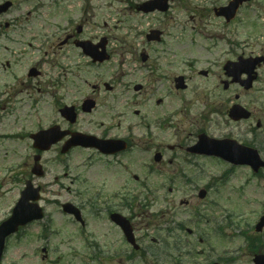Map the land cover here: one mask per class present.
Returning a JSON list of instances; mask_svg holds the SVG:
<instances>
[{
  "label": "rangeland",
  "instance_id": "1",
  "mask_svg": "<svg viewBox=\"0 0 264 264\" xmlns=\"http://www.w3.org/2000/svg\"><path fill=\"white\" fill-rule=\"evenodd\" d=\"M2 1L0 0V3ZM15 1L17 5L21 4V8L6 15L3 21H11L16 19L18 15L32 12V7L38 4L37 0H30V3H25L28 0ZM144 1L146 0H64L61 3V0H56L58 2L57 6H51L49 0H41V3L46 4L47 9L44 8L39 16L35 18L32 14L28 19V25L33 26L35 34L22 35L20 31L14 32V28L3 31L4 34L18 38L19 42L17 44L9 41L8 44L0 42V221L10 215L19 199L20 191L24 187V183L17 182L15 178L20 174L18 172L19 167L23 162H28L31 168L34 165L33 151L30 147L31 141L25 138V130L32 132L37 130L38 127H46L51 123L62 122V117L58 112L59 107L52 104V101L64 102L66 105L77 104L80 107L85 99L96 98L100 103L99 109L92 114L83 113L78 123V129L85 133L97 132L99 129L97 126L98 121L104 119V121L110 123L111 116L117 113H124L127 115V120L135 122L139 119L134 114L136 110H143L142 113L144 112L145 115L152 112L153 117L158 118L162 114L180 109L182 113L175 118V128H168L166 133H164L168 137L167 143L175 145L178 144L177 142L185 141L187 131L193 121L192 115L196 117L195 114H200L206 103H217V96L193 95L192 92H186V95L177 94L172 78L178 75H185L195 79L190 72L189 64L193 61L197 62L198 60L206 59L207 55L203 53L204 49L202 46L212 45L217 41L208 39L210 36L219 33V27L221 29L224 28L223 23L216 20L213 15H194L193 17L181 15L175 7L167 16L159 14L142 15V13L137 11L136 6ZM258 1L261 6L254 2L252 9L243 13L241 21L238 22L240 25L229 27V30L233 31H236L235 28H237L238 32H225L226 35L229 34V37H226L227 40L235 39V41L242 44L241 42L245 43V41H248L247 38L252 33L264 36V0ZM53 2L54 0H52ZM192 3L196 5L183 2V4H177L176 7L179 8L184 5L189 10H195V7H206V4L197 6L200 4L199 0H192ZM200 21L204 23H199ZM194 24L199 26L198 29L195 32H187ZM77 26H83L84 39H91L98 43L102 38L106 37L109 40V52H114L113 60L107 65L92 66L88 61H84L86 59H80V52L76 50L75 46L72 45L61 49L60 43L67 34L75 33ZM68 28L71 29L65 32L64 29ZM151 28H160L165 30V32H170V35L165 38V44L148 45L145 34L149 33ZM187 35L190 36V42L181 41V38H188ZM193 39L197 41L196 45L192 44ZM260 41L264 44L263 38ZM225 49H229L228 44L221 42L214 52H221ZM243 50L246 55H249L252 52L258 53L261 49L247 46ZM143 51H147L150 54L152 61H156L158 56H163V58L158 60L160 65H155L152 61L142 65L139 62L134 63L133 58H129V64L133 69L128 64L125 65L127 68L123 66V68L134 74L129 80L138 81L139 79L140 83L147 84V91L144 92L142 98L135 94L133 90L109 93L104 85L105 83H112L115 74L121 72L120 62H122L123 54L125 53V56L128 57H131L130 55L135 57ZM167 60H177V67H175L173 73H170L168 79L166 75L168 71ZM32 68L42 71V74L38 76L39 78L32 79L29 77L28 74ZM261 72V80L252 89V95L246 98L247 95L242 93L240 99L246 103L257 100L258 104L254 105L256 107L264 106V68ZM57 76L61 79L59 80L60 86L66 88V91H61V89L59 90L57 87L52 86L55 83L52 81ZM160 78L163 80L157 83V94L150 101H144L151 87L155 85L154 81ZM194 79L191 81H194ZM119 82L120 80L118 79L116 84ZM113 84L115 83L113 82ZM38 88H45L41 90L46 91L48 96L43 98L41 95L44 93L39 91L37 93ZM168 90H172L174 95L167 99L166 93ZM54 91L55 97H52L51 94ZM225 95L228 101H235V90ZM185 96H187V101L183 100ZM159 99H162L163 103L156 105ZM128 116L131 118H128ZM124 120L125 118L115 120L116 126L121 124V126H118L121 133L126 132V126L129 123V121L125 120L126 122H124ZM13 135L17 136V138H7ZM19 137H22L23 140H20ZM144 144L145 142L143 141L137 143V148L126 158L132 172L138 176L143 174L141 176L143 178L148 174L146 169L143 170V164L156 166L153 161V155L145 153L142 149L143 147H148ZM180 152L181 149L178 152V157H183L186 161L189 155H182ZM86 156L87 153H82L71 155L67 159L64 157L56 160V155H50L49 153L44 155L43 164L47 160H56V164H50L49 166L46 164L48 170L46 177L41 180L44 183L43 185H46L47 182L51 184L58 178L57 184H54L43 194L45 200L47 198L52 201L60 200L62 203L74 201L77 205H83L95 196L96 191H102L104 198H106L111 196V190L122 191L124 186L127 185V190L130 191L131 198H133L135 194H138V190L142 188L132 180L131 176L124 172L121 175L113 176L120 171L118 169L115 172L110 170L118 167L107 166L102 161L96 160V165L90 168L89 172L84 167L81 170H77V163L82 162ZM172 156L167 155L166 160ZM193 160L197 167L194 165L189 166L199 168L201 172V169H204L202 173H205L204 176L196 179L199 180L197 188H203L206 185L209 180L208 174L219 176L224 170L221 164L199 158ZM185 161L184 163L186 164ZM175 163V168L178 167V164L184 166L181 160H175ZM158 167L159 165L156 166V168ZM164 168L168 169L170 167L166 164ZM175 168H172V171ZM78 174L87 176V179L76 182L75 176ZM247 175H249L248 169H239L237 174L231 177L224 187H221L220 199L222 200L223 208L226 209L225 207H227V211L234 209L237 212L238 209H250L258 211L259 214L263 210L261 203L264 200V182L255 180L250 185V188L254 190V196L257 197V208L256 204L254 206L248 204L242 194L239 195L233 192L234 189L239 191L240 181L242 178L248 177ZM149 178L150 187L153 190L159 188L160 185H153L157 177L151 176ZM194 186L192 185L191 187L193 188ZM78 190L82 194L78 193ZM191 194H195L196 200H191L190 207L181 206L180 202L182 200H190ZM164 197L166 199H175V213L184 221L191 216H195L194 211L191 212L192 206L196 205L195 208H198L202 205L198 197V191L191 188L181 189L175 195L172 193L169 195L167 191L162 189L152 193V195H144L142 200L148 199L147 204L149 206L145 208L137 207L134 210L137 216L134 223L135 228L149 231L150 241L156 239L160 242L161 239L168 236L166 231L161 233L154 232V227L159 226L157 224H159L160 220L166 219L163 215L168 213L169 206ZM136 202L141 201L138 199ZM42 205H45L47 214L52 217L53 223L58 224V226L64 223V227L60 229L58 237L52 238L50 241L51 244H58L61 247L63 261L60 264H86L85 259L89 257L91 252L85 249V240L79 238L77 227L73 225L69 218L64 217L65 214L62 212L60 205H52L46 202L42 203ZM198 210L202 211L201 208ZM94 212L93 208L89 207L87 209L91 227L93 228V224L96 223L98 232L104 238H101L102 240L100 241L103 244L111 242L113 238L118 241L120 239L119 231L109 223L107 218L96 220L93 217ZM214 212L219 213V211ZM168 221L170 220L168 219ZM162 225L164 226V223ZM199 226L205 229L203 222ZM142 233L140 231L139 235H142ZM181 235L186 236L185 234ZM41 245V241L37 239L36 231L17 242H13L6 264H9L11 260H19V264H52L51 262L44 263L41 260V254L36 252V249ZM155 245L160 246V243ZM194 245L200 246L197 242ZM223 247L234 249L237 247V242L233 244L227 242L222 247L219 245L218 249L220 250ZM120 248L118 247V249ZM73 251H76L78 255H75ZM198 251H201V248H198ZM172 253L173 250L171 249L168 255H172ZM74 255L76 257H73ZM166 256L167 254L162 255L157 264H174L171 262V256L169 258ZM57 258L58 255L53 256V259ZM185 260L193 263L191 257H186ZM195 260L202 261L203 257H197ZM147 262L142 263H153L152 255H149V258L147 255ZM111 264L124 263L114 262Z\"/></svg>",
  "mask_w": 264,
  "mask_h": 264
},
{
  "label": "flooded vegetation",
  "instance_id": "2",
  "mask_svg": "<svg viewBox=\"0 0 264 264\" xmlns=\"http://www.w3.org/2000/svg\"><path fill=\"white\" fill-rule=\"evenodd\" d=\"M172 6L176 8L179 14L185 15V14H197V15H213L216 20H219L223 23L224 28L221 29L219 27V33L213 35L212 37H215L218 41L214 42V47L219 46L221 42H228L225 37V32L229 30V27L232 26L233 22L228 23L225 18L218 17L216 13V7L209 6L210 9H208V5H216L219 4V7L227 6L229 1L226 2V0H199L201 4H206V7H195V10H189L187 6H181L176 7L177 4H183L184 3H190L192 0H172ZM170 8V11H173V8ZM178 8V9H177ZM159 14V13H156ZM167 16V15H164ZM228 28V29H227ZM216 29V28H215ZM162 33V40L159 43H163L165 41L164 38L169 36L168 32H165V30L160 29ZM233 32V30H229ZM83 32L81 33H74L71 35H67L68 39L63 42L64 45H59L60 48H65L69 46H75V42L78 40H83ZM85 40H89L85 38ZM214 41V39H213ZM189 42V41H188ZM257 44V43H256ZM80 52L81 50L78 49ZM227 50H222L221 52H215L217 54V58L214 61H208L207 63V69L205 70H199L196 72V80H198V83H191V87L195 88L196 93H200L201 95L206 94L208 96H217V103H206L204 105V108L202 109V112L194 117L192 115V123H191V130L187 131V134L189 135V139L191 137L196 136L197 138L201 135H205L208 139H216V140H222V139H232L238 141L240 144H244L246 146H254L256 147L261 155H264V125L261 123L262 120H264V110H253L250 106H248V110L251 111V116L249 120L246 121H235L231 119L230 117V111L233 107V105H230L226 102V95L228 92L232 91V88L234 86H240L238 84H231L229 87H227V81L228 76L227 72L225 70V65L228 62H236L238 60L235 55H231L230 58H227ZM208 53L211 55L212 49L208 50ZM263 56L264 49L260 52ZM259 54H256L255 57H257ZM131 57L125 56L123 54L122 56V62L121 65H129V58H133L134 63L140 62L142 65H145V63L142 61L141 55H137L134 57V55H130ZM139 56V57H138ZM253 56V55H252ZM163 58V56H161ZM114 56L112 55V60ZM151 58H149L150 60ZM111 60V61H112ZM148 60V61H149ZM127 67V66H125ZM260 67V68H259ZM263 66L258 65V68L261 70ZM169 70L173 69V65L168 66ZM219 68L221 71H213V69ZM117 76V77H116ZM175 78V77H174ZM120 80L118 84L117 80ZM130 79V78H129ZM127 79V75H125V72H119L117 75L114 76L113 82L116 84H111L109 86L111 90L109 92L115 93L119 89L124 90V92H128V90H133L135 94H138L142 98V94L147 91V85L140 83L138 80L137 82L135 80H129ZM163 79H157L156 82L162 81ZM176 80V78H175ZM190 80H193V78H190ZM190 80H187V83H189L190 86ZM186 81V79H185ZM231 82V80L229 79ZM174 82V79H173ZM61 91H66V88H60ZM59 89V90H60ZM242 89V87H241ZM236 98L238 100L241 99V95H237ZM235 98V99H236ZM260 113V116H259ZM135 115L142 116L141 121L139 124L135 125L134 127H131L128 125L126 128V133L130 134L131 132L135 133H141L143 132V135L146 136L148 141L146 144H151L152 146H148L144 148L145 153H152V150H155V152L160 153L161 155H166L168 152L172 155L179 152L180 149L185 151V146L183 145V142H177L178 144H169L166 141L168 140V137L164 134L166 133L168 127L164 128L163 125H159V121L156 117H153V113L149 112L148 115H145V113H142L141 110L135 111ZM253 122H255V127L253 126ZM243 123H250L249 126H247L245 129L243 128ZM66 125L69 126L67 122H63L60 124L61 128L66 127ZM71 130V129H70ZM76 131V130H75ZM157 137V138H156ZM188 138V136L186 137ZM126 141H130L129 139H125ZM102 156V155H101ZM105 157V156H103ZM115 157V156H113ZM112 157V158H113ZM123 173V172H122ZM208 196L206 198L207 202L211 201V188L210 185L207 186ZM121 208H123L121 206ZM115 209L112 210V212ZM209 210L212 212L211 207H209ZM120 211V208H118V212ZM171 220H175V216L170 217ZM261 217H259V221L257 222H251V221H237V223H234L232 221H229V225H227L226 221H220L219 217H214L212 220L211 216H207L204 219L203 224L205 225V229L203 228L204 235L203 237H199L197 239L198 243L200 245H204V252L209 257L210 260L206 262L207 264H226L227 261V254L226 247L218 249V246L221 247L226 244L228 239L232 238V236H228L227 232L229 231L237 233V239L240 242V245L235 248L234 254L235 256L239 257L240 261H245L244 264H254V258L260 254L264 255V229L261 234L257 233L256 228L258 223L260 222ZM177 230L182 231L183 226H181L178 223H174ZM187 233L189 235V238L186 241V244L188 247H194V244L196 243V240H194L197 236V234L194 232L193 229L190 230V228L187 230ZM212 236L215 237L214 245L211 247L208 246L211 244ZM171 238L172 241V248L181 251L182 250V244H180L181 239L178 238L176 233H174V229L171 228ZM217 247V248H216ZM214 250V253L212 254L211 250ZM203 253V252H202ZM190 254V253H188ZM213 255V258L211 259V256ZM173 261L176 264H185V260L181 257L173 258ZM234 261V260H233ZM232 261V262H233ZM189 264V263H186ZM258 264H264V259L260 261Z\"/></svg>",
  "mask_w": 264,
  "mask_h": 264
},
{
  "label": "water",
  "instance_id": "3",
  "mask_svg": "<svg viewBox=\"0 0 264 264\" xmlns=\"http://www.w3.org/2000/svg\"><path fill=\"white\" fill-rule=\"evenodd\" d=\"M168 0H156L153 3L148 4V6H151L150 8H146V11H154L156 9H160L163 11H166L168 9L167 6ZM105 46L106 41L104 40L102 44L95 46V47H87L88 54L91 55L95 60L103 62L104 60L108 59V56H106L105 53ZM99 48H102L103 51L100 52Z\"/></svg>",
  "mask_w": 264,
  "mask_h": 264
}]
</instances>
